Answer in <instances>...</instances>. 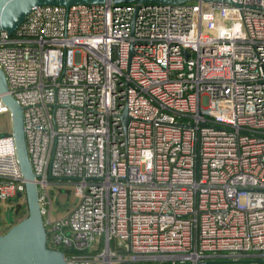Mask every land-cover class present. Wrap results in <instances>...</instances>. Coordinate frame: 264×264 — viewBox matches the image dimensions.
Here are the masks:
<instances>
[{"label":"built area","instance_id":"obj_1","mask_svg":"<svg viewBox=\"0 0 264 264\" xmlns=\"http://www.w3.org/2000/svg\"><path fill=\"white\" fill-rule=\"evenodd\" d=\"M225 1L145 4L132 29V4L44 6L0 31L46 247L66 264H264V0ZM24 183L10 131L2 217ZM61 184L76 202L53 216Z\"/></svg>","mask_w":264,"mask_h":264},{"label":"water","instance_id":"obj_2","mask_svg":"<svg viewBox=\"0 0 264 264\" xmlns=\"http://www.w3.org/2000/svg\"><path fill=\"white\" fill-rule=\"evenodd\" d=\"M193 2L196 0H0V31L8 35L13 34L33 11L44 6L68 9L74 5L109 4L116 6L132 4L134 5L132 29L137 11L142 5L178 6ZM225 3L231 2L226 0ZM0 100L9 113L10 131L14 139L16 159L22 178L25 180L24 196L27 206L26 217L15 224H12L10 217L12 208L5 214L6 221L10 223V226L4 233H0V264H66L63 252L46 247V232L39 210L37 186L34 182L35 176L26 150L22 108L8 93L6 78L1 69ZM128 121L129 117L126 109H124L121 114L123 129H125ZM203 264H207V262H203Z\"/></svg>","mask_w":264,"mask_h":264},{"label":"rangeland","instance_id":"obj_3","mask_svg":"<svg viewBox=\"0 0 264 264\" xmlns=\"http://www.w3.org/2000/svg\"><path fill=\"white\" fill-rule=\"evenodd\" d=\"M11 130L10 119L6 114H0V136L8 134ZM50 197L52 198V215L57 216L65 214L67 210H71L76 202L75 197L69 193V188L61 184L59 186H53L49 191ZM8 208V207H7ZM52 216V217H53ZM3 219L7 223L9 228L10 223L6 221V217L3 216ZM7 229H2L1 232L4 233ZM208 264H240V263H230V262H219L215 261L214 263Z\"/></svg>","mask_w":264,"mask_h":264},{"label":"trees","instance_id":"obj_4","mask_svg":"<svg viewBox=\"0 0 264 264\" xmlns=\"http://www.w3.org/2000/svg\"><path fill=\"white\" fill-rule=\"evenodd\" d=\"M10 209L11 208H9L8 210ZM8 210L4 212L3 216H5ZM26 215H27V206H26V201L24 200L22 204H19L15 207V210L11 211L10 217H11L12 224L19 222L20 220L25 218ZM3 223L7 224L5 220L3 219V217L1 216V208H0V227L3 225Z\"/></svg>","mask_w":264,"mask_h":264}]
</instances>
